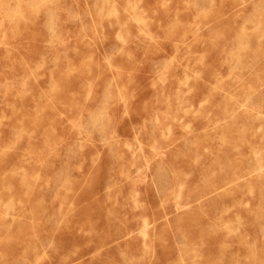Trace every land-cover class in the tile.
<instances>
[{
    "label": "rangeland",
    "instance_id": "obj_1",
    "mask_svg": "<svg viewBox=\"0 0 264 264\" xmlns=\"http://www.w3.org/2000/svg\"><path fill=\"white\" fill-rule=\"evenodd\" d=\"M0 264H264V0H0Z\"/></svg>",
    "mask_w": 264,
    "mask_h": 264
}]
</instances>
